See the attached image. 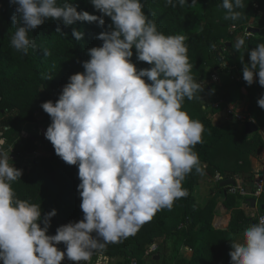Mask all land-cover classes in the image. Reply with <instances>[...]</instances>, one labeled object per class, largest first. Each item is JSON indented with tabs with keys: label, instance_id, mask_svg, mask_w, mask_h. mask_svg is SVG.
Instances as JSON below:
<instances>
[{
	"label": "clouds",
	"instance_id": "obj_1",
	"mask_svg": "<svg viewBox=\"0 0 264 264\" xmlns=\"http://www.w3.org/2000/svg\"><path fill=\"white\" fill-rule=\"evenodd\" d=\"M10 3L15 5L16 29L11 46L24 55L36 48L29 33L48 19L65 26L86 21L103 27L104 16L112 21L111 30L97 36L102 46L88 50L84 72L70 76L57 101L41 104L52 121L46 139L64 162L78 165L83 219L48 235L57 210L42 218L40 204L16 196L12 184L21 179L23 170L9 162L7 139L0 135V262L62 264L67 258L81 264L93 251L134 235L156 212L171 210L177 199L187 195L184 178L194 168L203 172L194 148L202 143L204 126L183 110L185 98H196L201 85L191 74L186 36L159 31L142 0H90L100 16L78 11L68 0ZM186 3L165 0L173 8ZM221 6L226 10L224 18L235 21L241 15L237 9L245 4L222 0ZM56 32L62 30L57 27ZM72 36L79 41L83 33L73 28ZM244 46L241 36L233 48L239 51ZM133 49L137 60L150 68L137 69L131 59ZM42 51L45 57L51 55ZM249 56L243 79L251 86L258 77L264 87V43ZM257 103L264 109V96ZM61 243L65 250L57 246ZM229 255L231 264H264V215L244 229L242 242L232 241Z\"/></svg>",
	"mask_w": 264,
	"mask_h": 264
},
{
	"label": "trees",
	"instance_id": "obj_2",
	"mask_svg": "<svg viewBox=\"0 0 264 264\" xmlns=\"http://www.w3.org/2000/svg\"><path fill=\"white\" fill-rule=\"evenodd\" d=\"M64 0H58L63 3ZM77 6L78 11H88L93 15H103L90 3V0H68ZM144 11L149 19L155 20L158 30L165 35L182 34L186 36L189 62L192 64L194 80L201 85L196 98L183 102V110L195 120H199L204 131L202 143L195 146L200 164L208 165L213 173L220 172L227 178L246 174L250 170V158L261 159L264 155V141L260 134L247 136V122L254 120L259 128L264 129V109L258 106V99L264 96V87L257 82L249 86L243 79L242 69L250 63L249 52L256 45L264 43V31L253 35L239 51L233 48L238 37L243 36L250 21L264 23V0H244L245 7L238 20H226V10L222 0H188L183 7L173 8L165 0H142ZM258 6V7H257ZM15 5L10 0H0V133L7 139L15 153L12 161L23 170L21 179L13 182L16 196L22 200L40 204L42 218L53 209L57 215L51 219L48 235H55L56 229L70 222H79L84 213L80 208L81 197L78 185V165H69L56 155L49 140L34 134H22L25 122H35L42 114V121L51 124V118L41 107L47 101H57L71 75L84 72V61L90 59L89 49L102 46L103 41L97 36L110 31V17L104 16L105 25L97 22H76L65 26L62 22L48 19L29 36L35 40L36 48H30L27 55L16 51L11 46L15 32L13 15ZM232 26L238 27L234 32ZM59 27L62 33H57ZM73 28L83 33L79 41L72 36ZM212 45H215L213 48ZM43 49L51 52L45 57ZM132 62L138 70L150 68L147 62L137 60L133 49ZM223 59L221 64L218 54ZM235 72V74H234ZM217 73L227 74V79L214 81ZM51 77V80L45 77ZM147 79V78H145ZM246 90V94L242 89ZM204 89V90H203ZM210 95L215 98L213 104L222 100L220 106L207 109L201 98ZM246 103L248 115L244 122L213 123L212 116L226 111L227 105ZM41 150V151H40ZM40 156H37L38 152ZM36 155V156H35ZM201 174L195 168L188 174L182 187L187 195L177 199L171 210L165 208L156 212L151 220L141 225L138 231L119 243L107 244L101 254L109 259H119L127 264L135 258L145 264L147 250L153 243L160 242V252L166 254L169 242L172 253L164 264H231L229 252L232 250L230 235L240 234L256 219L249 217L240 208V203L247 202L240 195L228 194L224 190L222 202L232 211V219L227 230L215 229L213 222L220 200L211 198L201 207L195 196V187ZM257 178L249 176L250 185ZM264 206V194L258 200ZM44 225L41 224V227ZM95 235V234H94ZM61 247H65L63 243ZM184 246L193 249L190 260L180 257Z\"/></svg>",
	"mask_w": 264,
	"mask_h": 264
},
{
	"label": "crops",
	"instance_id": "obj_3",
	"mask_svg": "<svg viewBox=\"0 0 264 264\" xmlns=\"http://www.w3.org/2000/svg\"><path fill=\"white\" fill-rule=\"evenodd\" d=\"M248 25L253 27L254 29H258L260 31L258 34H261V32L264 31V23L263 22H258V21L252 20V21H250V23ZM217 74H219V78L222 81H224L228 78L227 74H225V73H217ZM234 74H235V72H234ZM242 92L244 94H246V90L244 88L242 89ZM206 97L207 98H205V96L201 98V103H205V105L207 106V109L210 110L211 108H213V103L210 101L212 99H214L215 97L210 96V95H206ZM230 105L235 106L239 113H243L245 115L248 114V106L246 103H242V104L241 103H232V104H229V106ZM212 120H213L214 124H217L219 122L226 123V121L228 120V118L226 117V111L224 110V111H221V112L213 115ZM259 134L261 135V137L264 141V129L260 128ZM250 164H251L250 169H249L250 171L248 173L240 174L237 176H240V177L245 178L246 180H249V176H252L254 178H258V177H261L264 175V155L261 157V159L256 158V157H251L250 158ZM202 168H203V172L200 173L201 177H200L199 183L195 187V196L197 198L198 204L201 207H204L211 198H213V197L216 198V194H215L216 188H217V190H221L223 193L226 192V191L224 192V190L227 188L225 187V188L221 189L220 184H219V186H215L213 184L212 176L214 175V173L209 170L208 165H202ZM223 177H225V176H223ZM234 177L230 176V178H228V179H232ZM225 178H227V177H225ZM212 186H215L216 188H212ZM219 200H220V202H219L217 209H216V216H215L213 225H214V227L215 226H222V228L228 229L230 226V223H231V219H232V211L229 210L231 212V214L228 216H225L226 210H228V209L225 208V206L222 202V197ZM241 204H243V206H244V203H241ZM243 206H242V208L241 207L240 208L243 209L246 213H248V211H251V210H247L245 207L243 208ZM252 209H254V208L252 207ZM239 235H241V233L235 235L234 240L239 241ZM95 251H98V250H95ZM192 255L193 254H189L185 250H181V252H180V257L183 259H186V260H190L192 258ZM98 258H103V257H97L96 259H98ZM100 264H122V263L120 262L119 259L115 258V259H102Z\"/></svg>",
	"mask_w": 264,
	"mask_h": 264
},
{
	"label": "built area",
	"instance_id": "obj_4",
	"mask_svg": "<svg viewBox=\"0 0 264 264\" xmlns=\"http://www.w3.org/2000/svg\"><path fill=\"white\" fill-rule=\"evenodd\" d=\"M250 28H253V27L248 25L245 28V31H244V34H243V36L245 38V42L248 39H250V37L253 36V34L251 32H249ZM237 29H238V27L232 26L230 28V31L234 32ZM218 55L220 56V53ZM217 76H218V74L216 75V77ZM216 77L214 79L215 82L219 81V79L217 80ZM222 102L223 101L220 100L219 102L213 104V106L218 108ZM247 115H245L243 113H239L235 106H231V105L229 106V104L227 105L226 117L228 118V120L226 122H233L235 124L236 123H242V122H244L246 120ZM250 121H254V120H250ZM0 135H2V133H0ZM232 179L235 180V185L234 186H227L226 187L227 188L226 192L228 194H231V195H240L242 198H246L247 202H244V207L247 210H251V212L256 213L253 216V218H255L256 219V223H258V218L260 216L264 215V210L261 209V205L258 202V200L264 194V175L261 176V177H258L257 180L254 181L252 185H250V181L249 180H246L245 178L240 177V176H235ZM224 180H228V178L223 177L219 172H215L214 175L212 176V182H213V184L215 186H219V184L222 181H224ZM249 199H255L257 201L256 207L254 209H252V206H251V204L249 202ZM57 246L60 248V250H65L66 249L65 247H61L60 244L57 245ZM159 250H160V244L159 243H153L152 245L149 246V248L147 250V253H146V256L147 257H151V256H154V255H157L159 253ZM182 250H185L189 254H193V249L191 247L184 246L182 248ZM96 257H100V252L99 251H93L89 261H87V262H83L82 261L81 264H97L96 261H95ZM0 264H2V262H0ZM62 264H74V262L68 260L67 258H65V260L62 261ZM127 264H141V262L139 260L135 259V258H132V259L129 260V262Z\"/></svg>",
	"mask_w": 264,
	"mask_h": 264
},
{
	"label": "rangeland",
	"instance_id": "obj_5",
	"mask_svg": "<svg viewBox=\"0 0 264 264\" xmlns=\"http://www.w3.org/2000/svg\"><path fill=\"white\" fill-rule=\"evenodd\" d=\"M217 75V74H216ZM218 76H219V74H218ZM216 77V79L218 80H220V78L219 77ZM205 98H207L206 96H205ZM203 105H205V103H202ZM208 104V103H207ZM3 117L2 116H0V119H2ZM42 118H43V116H42V114H39L38 116H37V120L35 121V122H25L23 125H22V127H21V129H22V134L23 135H27V134H34V135H38V136H40L42 139H45L46 137H45V132H46V130H47V128H48V126L50 125V123H48V122H44V121H42ZM6 150L8 151V153H9V156L12 158V155L15 153V149L13 150V147L12 146H8V148H6ZM41 151V150H40ZM38 152L37 153V156H40L41 155V152ZM36 156V155H35ZM12 160L10 159V161L9 162H11ZM240 175V174H239ZM212 188H216L215 186H212ZM215 194H216V199H220L222 196H223V192L221 191V190H217V188H216V190H215ZM241 208H242V206H243V204H241L240 203V205H239ZM243 208H244V206H243ZM256 213H254V212H251V211H248V213H247V215L249 216V217H253L254 215H255ZM242 237H243V232L241 233V235H239V241L240 242H242ZM235 238V235H230V240L231 239H234ZM238 240H236V242H237ZM238 241V242H239ZM159 244H160V242H159ZM161 245V244H160ZM167 246H168V250H167V252H166V254H164L163 252H160V253H158L157 255H154V256H151V257H147L146 255H145V257H143V260L145 261V264H164V258H167V259H169L170 258V256H171V253H172V248H171V245H170V243L168 242L167 243ZM99 252H100V257H103V258H98V259H96L95 261H97L96 263H98V264H100V262H101V260L102 259H109V258H107V257H104L102 254H101V249L100 250H98ZM157 256H159V259L158 260H155V258L157 257ZM97 258V257H96ZM168 264V263H167Z\"/></svg>",
	"mask_w": 264,
	"mask_h": 264
},
{
	"label": "water",
	"instance_id": "obj_6",
	"mask_svg": "<svg viewBox=\"0 0 264 264\" xmlns=\"http://www.w3.org/2000/svg\"><path fill=\"white\" fill-rule=\"evenodd\" d=\"M249 32H251L254 35H257L260 31L258 29L250 28ZM218 59H219L220 63L222 64L223 59L219 55H218ZM259 132H260V128H259L257 123H255L254 121H249L246 123L245 134L247 136H256L257 134H259ZM234 185H235V180L234 179H228V180H224L220 183V188L223 189L227 186H234ZM249 202L253 208L256 207L257 201L255 199H249ZM261 209L264 210V206H261ZM230 214H231V212L229 210H226L225 216H228ZM215 228L217 230H227V228H222L221 226H215ZM65 248H66V245H65ZM158 259H159V256H157L155 258V260H158Z\"/></svg>",
	"mask_w": 264,
	"mask_h": 264
}]
</instances>
